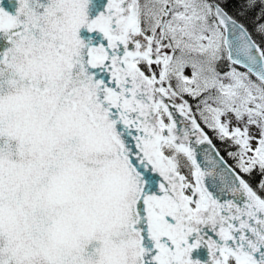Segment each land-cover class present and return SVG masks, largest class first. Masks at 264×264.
<instances>
[{"label": "snow or ice", "instance_id": "6c2138e0", "mask_svg": "<svg viewBox=\"0 0 264 264\" xmlns=\"http://www.w3.org/2000/svg\"><path fill=\"white\" fill-rule=\"evenodd\" d=\"M0 264H264V0H0Z\"/></svg>", "mask_w": 264, "mask_h": 264}]
</instances>
